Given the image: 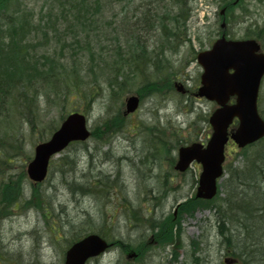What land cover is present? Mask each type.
Wrapping results in <instances>:
<instances>
[{
    "label": "rangeland",
    "instance_id": "obj_1",
    "mask_svg": "<svg viewBox=\"0 0 264 264\" xmlns=\"http://www.w3.org/2000/svg\"><path fill=\"white\" fill-rule=\"evenodd\" d=\"M26 2V8L21 5V9H24L22 17L27 25L26 42L30 56L39 62L44 55L62 59L65 63L64 69L71 75L73 72L77 74L84 89L92 85L87 94H90L91 89L94 93V103L91 108L83 105L92 130L98 128L101 121L108 116L117 111H124L125 99L138 94L140 86L146 81L140 72L133 75L126 73L129 69L126 63L133 51H130L129 42L134 36V31H139L144 49L147 48L150 60L157 64H147L143 75L159 83L161 88L154 96L146 95L143 98L138 111L126 117V125L122 131L114 133L104 141L90 138L86 142L74 143L55 156L49 176L42 184L37 185L27 177L26 167L34 156L40 134H46L45 124L53 122L59 126L61 114H69L80 102L55 103L53 94L49 93L48 98L42 93L35 94V117L37 119L38 116L39 123L40 114L44 123L39 124L34 132L26 125L23 129L22 122L15 118L13 112L8 114L7 127L11 125L13 135L15 133L16 136L12 140L9 138L8 143L21 145V155L15 154L16 167L12 170L8 167L6 171L8 175L24 176V191L19 200L21 204L11 217L7 216L0 224V257L5 256V260H0V263L64 264L68 240L101 229L104 233L108 232L110 238L112 236L114 239H123L134 245L127 248L128 253H121L113 248L103 256L91 259L87 264H224L227 245L223 243L225 237L220 233V226H229V220L233 216L224 198L230 188L238 190L237 175L231 179V183L228 182L231 187H226L224 182L236 173L235 169L243 166L244 157L249 156L250 160L255 152H264V142L257 145L258 147L253 146L243 151L244 156L242 153L239 155L241 151H238L236 146L231 145L227 149L230 154L227 164L229 163L230 168L226 169L225 178L219 184L220 194L214 202L218 207L198 206L192 215H178L179 204L196 195L201 166L194 165L184 173L174 169L178 147L195 141L200 142L201 139L207 140L208 134L211 133L209 117L217 105L204 98H194L192 92L200 85L202 74V68L196 61L197 53L219 37L222 29L220 12L224 1L188 0L191 17L184 35L181 36L184 41L173 45L168 42L162 27L151 28L154 24L158 26L157 15L161 11L160 7H157L161 5L154 3V0H115L114 6H104L101 17L97 16L98 21L89 24L96 25V28L89 27L88 32L78 39L79 43L73 38L75 29L68 31L65 24L59 20V12H48L51 7L50 0ZM167 3L169 4V1ZM244 11H247L246 17L242 15ZM234 14L236 17L229 25L231 36L245 37L251 23L256 24L252 29L264 26V3L244 0L243 6L237 8ZM0 26L5 27L1 23ZM118 45L119 55L122 53L125 58H122L123 62L120 64L124 66L121 68L123 75L119 77V86L121 83L123 86L118 91L119 96L111 100L110 94L117 89L114 82V65L119 64ZM89 49L94 52V56ZM156 58L160 61L157 62ZM168 79L174 89L164 83ZM175 83L182 84L190 93L182 94L177 91ZM261 95L260 107L264 109V89ZM8 111L10 112V109ZM161 142L164 144L159 150L157 146ZM165 145L170 149L169 152L165 150ZM64 155L73 162L61 167V159L63 163L65 161ZM61 169L67 171L61 174ZM4 173L5 171L0 169V181L3 180L1 175ZM73 179L88 183L91 179L101 180L100 185L106 191H91L90 187L89 191L84 193L74 187L70 189L68 184H71ZM243 190L245 194L252 196H255L257 191L251 188ZM35 195L43 200V206L51 212L47 217L44 210H41L43 206L40 209L29 208L24 204L27 198L32 199ZM0 210L2 211V208ZM170 214H176L175 218L180 222V239L175 240V246H165L158 237L155 238L150 229L152 225L147 219L157 218L153 222L160 225V221ZM260 215L256 214L254 220H257L258 226L264 227V224L258 221L264 220V216ZM142 216L144 219L141 222L139 220ZM7 218H10L11 222L7 221ZM158 218L162 219L159 221ZM232 219H237V216ZM233 224L232 228L239 226L236 222ZM158 225L155 231H159ZM24 231L28 233L22 239L21 250L16 246H7L10 237H17ZM229 233L234 235L235 249L240 254L249 253L264 264L263 253H252L249 247L244 248L243 238L235 235L234 229ZM263 233L260 228L254 239L262 240ZM249 236L251 238V235Z\"/></svg>",
    "mask_w": 264,
    "mask_h": 264
},
{
    "label": "trees",
    "instance_id": "obj_2",
    "mask_svg": "<svg viewBox=\"0 0 264 264\" xmlns=\"http://www.w3.org/2000/svg\"><path fill=\"white\" fill-rule=\"evenodd\" d=\"M27 0H0V23L4 26H0V166L5 168V173L1 175L2 181H0V204L5 205L9 210L20 205L19 200L23 195L22 190V180L23 177H18L17 179L7 178L6 169L8 166H12L10 158L16 155H20L21 145H15L13 142L8 143L9 138L14 139L15 133L13 135V128L11 125L7 127V121H9L8 114L11 112L14 113L15 118L19 119L20 122L24 124L26 122L28 129H31L33 132L39 127V124H42V118L39 114V123L35 117L36 114V104L34 95H41V93L49 97V93L55 96L53 100L55 103H73L80 102L76 107H83L85 104H89L93 100L94 93L90 89V94H87L89 88L84 89L81 83L80 77L74 72L72 75L68 73L65 68V63L62 59H57L54 56L44 55L41 57L42 61L34 60L28 52L27 34L25 28L27 27L25 19L22 17L24 9H21V5L26 8ZM50 13L54 11L59 12V20L61 23L65 24V28L68 31L75 29L73 34L74 40L79 43L78 39L80 36L85 35L89 27H95L93 24L98 21V17H101L104 6L111 5L114 6L116 3L115 0H50ZM135 0H132V2ZM165 2L166 0H161ZM172 1L171 5L162 4L160 6L159 24L152 25V29H157V27H162L165 37L167 38L170 44H177L179 41H184L181 36L184 35L186 30V25L191 17V10L188 6L187 0H169ZM151 2V0H148ZM56 6V8L54 6ZM159 7V6H157ZM164 8V9H161ZM147 12H145L146 14ZM161 13V14H159ZM98 16V17H97ZM80 28V30H78ZM134 31V28H133ZM187 33L185 34V36ZM260 37V34H257ZM66 39V38H65ZM67 40V39H66ZM130 51H132L131 58L129 57L128 62L126 63L129 66V69L126 73L136 74L140 72V75L146 80L139 88L138 93L142 98L146 95L156 93L161 87L159 83L153 82V79H147L145 75V69L147 64H152L156 66L154 60H150V56L147 53V48L144 49L143 41L140 37L139 31H134V36L129 42ZM144 49V50H143ZM89 51L95 55L92 50ZM128 51V50H127ZM119 64L114 65L115 71V81L116 88L113 90L111 98L114 96H119V89L122 88L123 83L119 86V71L122 72V67L120 64L123 62V54L119 55V45L117 48ZM144 54V56H143ZM123 58V59H122ZM156 61L159 62V58H156ZM74 71V70H73ZM71 75V76H70ZM147 77L150 78L147 73ZM172 87V82L168 83V87ZM37 87V88H36ZM167 87V88H168ZM36 88V89H35ZM173 88V87H172ZM33 89H35L33 93ZM51 89V90H50ZM169 89V88H168ZM31 93L33 96L30 97ZM37 102V113L39 112L38 99ZM10 109V112L8 109ZM63 115V114H62ZM61 119L64 117H62ZM44 131H53L55 129V124H45ZM126 125V120L121 112H116L113 116L107 117L102 125L95 129L92 132L93 138L104 141L107 137L113 135L114 133L123 130ZM45 135L42 133L39 136V139L42 140ZM262 141L255 144V146L261 145ZM257 146V147H258ZM16 148V150H15ZM15 150V151H14ZM13 152H15L13 154ZM253 159L249 160L245 157V162H247L243 169L237 168L234 170L235 174L230 175L228 182H232L233 178L237 175L236 178L243 177L240 182H244L247 187L249 186L251 190L256 189L255 197L264 196V152L254 153ZM247 158V159H246ZM247 160V161H246ZM73 161V160H72ZM72 161H69L67 158L64 161L65 165H70ZM62 166L63 162H62ZM233 173V172H231ZM232 179V180H231ZM101 180H91L90 189L91 191H106L103 186L100 185ZM246 182V183H245ZM230 183H226V187H231ZM106 183L105 186L106 187ZM238 185V183H237ZM75 187L81 189L83 192L86 191L82 185L75 184ZM238 191V190H237ZM236 190L230 188V191L227 194V197L224 198V201L229 206V212L233 216H237V219L230 218L229 226H220V233L224 235L225 241L224 244L227 245V254L233 255L235 258L240 260V264H255L258 261L253 258L249 253L246 255L240 254L235 249V244L233 240L229 237V231H231L233 223L236 222L238 225H242L246 228L248 238L243 239L244 248L249 247L252 253L261 252L264 256V238L261 240H256L255 233H259L260 228L264 231V227L258 226L257 220H254L255 215L261 214L264 216V198H249V194L242 195L237 193ZM85 193V192H84ZM242 195V196H241ZM36 199V206L42 208L43 200L39 196H34ZM259 199V200H258ZM28 201L26 204L28 205ZM259 204V206L257 205ZM202 206L207 207V201L201 200H189L185 203H182L180 206V213L194 211L196 207ZM248 209V210H247ZM45 215H48L50 211L43 206ZM237 212V213H235ZM238 212H243L238 213ZM134 215V214H133ZM240 216H243L241 218ZM132 217V214H131ZM173 215H170L166 220L162 221L160 225H152L154 229L156 225L159 227V231L156 234V237L160 239L162 244L173 243L176 238H180V228L175 232V220ZM135 218V215H134ZM260 219V218H259ZM259 222L264 224V220L260 219ZM242 223V224H241ZM151 227V228H152ZM259 229V230H258ZM225 230V231H224ZM97 233L103 235L105 238L113 241L114 244H117L126 249L124 241L114 239L108 232L104 233L103 230H96ZM232 234V232H231ZM85 235V234H84ZM251 235V238L250 236ZM258 235V234H257ZM232 236V235H230ZM246 236V237H247ZM264 236V233L261 234ZM259 235V237H261ZM81 236H76L75 239H79ZM258 239V238H257ZM130 243V242H129ZM131 244V243H130ZM129 245V244H128ZM132 245V244H131ZM261 264V263H259Z\"/></svg>",
    "mask_w": 264,
    "mask_h": 264
},
{
    "label": "water",
    "instance_id": "obj_3",
    "mask_svg": "<svg viewBox=\"0 0 264 264\" xmlns=\"http://www.w3.org/2000/svg\"><path fill=\"white\" fill-rule=\"evenodd\" d=\"M258 50L259 46L255 41L233 42L222 37L212 50L198 56L205 69L199 95L223 105L211 117L214 133L208 146L204 148L196 143L180 150L177 169L185 170L194 159L204 166L198 197L211 199L217 194V178L223 172L224 147L229 139L228 128L235 117L240 119V125L231 136L240 147L264 136V121L257 110L259 86L264 75V55L257 54ZM231 69L235 72L230 73ZM233 95H237V103L228 105L227 102ZM138 105L139 98L130 97L126 113L134 112ZM89 135L85 116L79 113L70 115L50 141L36 147V157L28 166L31 179L43 181L51 156L64 149L71 141L85 140ZM108 247V243L99 235H89L68 250L66 264H85L90 257L99 255Z\"/></svg>",
    "mask_w": 264,
    "mask_h": 264
},
{
    "label": "bare ground",
    "instance_id": "obj_4",
    "mask_svg": "<svg viewBox=\"0 0 264 264\" xmlns=\"http://www.w3.org/2000/svg\"><path fill=\"white\" fill-rule=\"evenodd\" d=\"M243 177H239V178H236L237 179V183H238V191H237V193H243L244 192V190H243V188H250L249 186L247 187V185L246 184H243L242 182H240V180L242 179ZM70 183V182H69ZM246 183V182H245ZM75 184H79V185H82L84 188H85V190L86 191H84V192H88L89 190V188H90V186H89V183L88 182H77L76 181V179H73V181L71 182V186L72 187H74L75 189H77V190H80V191H82L81 189H78L77 187H75ZM83 192V191H82ZM264 198V196H259L258 195V197L256 196H249V198ZM259 200V199H258ZM229 209V208H228ZM149 224H151V225H153V224H155L153 221H150V222H148ZM259 230V229H258ZM247 233H249V232H246V228L244 227V226H242V225H239V226H237V227H234V234L235 235H238V236H240V237H242L243 239H245L246 240V238H248V237H246L248 234ZM229 237L233 240L234 239V235H232V236H230L229 235ZM2 245H3V243H2ZM177 245V244H176ZM176 251H175V253H174V255H175V257H176ZM260 263V260H258V262L257 263H255V264H259Z\"/></svg>",
    "mask_w": 264,
    "mask_h": 264
},
{
    "label": "flooded vegetation",
    "instance_id": "obj_5",
    "mask_svg": "<svg viewBox=\"0 0 264 264\" xmlns=\"http://www.w3.org/2000/svg\"><path fill=\"white\" fill-rule=\"evenodd\" d=\"M0 220H2V218H0Z\"/></svg>",
    "mask_w": 264,
    "mask_h": 264
}]
</instances>
